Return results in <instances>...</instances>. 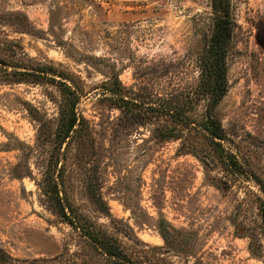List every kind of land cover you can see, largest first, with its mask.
Segmentation results:
<instances>
[{"label":"rangeland","instance_id":"374dc122","mask_svg":"<svg viewBox=\"0 0 264 264\" xmlns=\"http://www.w3.org/2000/svg\"><path fill=\"white\" fill-rule=\"evenodd\" d=\"M230 2L228 92L215 114L243 175L181 155L183 140H156L152 123L122 119L103 87L117 81L130 99L194 91L212 0H0V60L55 67L82 93L89 129L62 147V195L134 261L264 264V0ZM60 101L54 83L0 81V248L13 264H113L43 192ZM165 222L177 243L163 241Z\"/></svg>","mask_w":264,"mask_h":264},{"label":"trees","instance_id":"16d2710c","mask_svg":"<svg viewBox=\"0 0 264 264\" xmlns=\"http://www.w3.org/2000/svg\"><path fill=\"white\" fill-rule=\"evenodd\" d=\"M212 8L215 14L213 28L205 43L201 60V79L194 91L158 100L142 97L130 99L125 87L117 81H109L103 87L105 92L112 95L109 101L113 108L121 112L122 119L138 126L152 123L153 137L156 140H183L179 150L181 155L191 154L208 168L218 164L233 170L235 175H243L244 170L224 146L228 141L227 134L215 114L216 108L228 92L226 58L234 32L232 6L230 0H212ZM28 62L29 64L24 65L23 62L6 63L0 60V81L35 85L54 83L60 92L59 118L50 134V137L53 136V149L43 182V192L51 209L73 229L78 230L113 264H144L134 261L123 243L82 215L66 193L62 195L64 191L60 186H63V174L62 168H59L64 156L62 147L65 143L70 145L72 141L82 144V139L87 136L89 129L84 117L77 112L82 93L75 87L73 79L64 72L52 66ZM58 78L60 80H57ZM67 82H71L72 86ZM199 137L204 141L203 145L211 149L215 161L211 157L212 153L208 154L200 143H197ZM259 210L264 226V203L260 204ZM160 235L168 245L177 243L182 234L165 222L160 227ZM0 264H13L12 259L1 248Z\"/></svg>","mask_w":264,"mask_h":264},{"label":"built area","instance_id":"2783aa9c","mask_svg":"<svg viewBox=\"0 0 264 264\" xmlns=\"http://www.w3.org/2000/svg\"><path fill=\"white\" fill-rule=\"evenodd\" d=\"M170 4L179 3L181 0H167Z\"/></svg>","mask_w":264,"mask_h":264}]
</instances>
